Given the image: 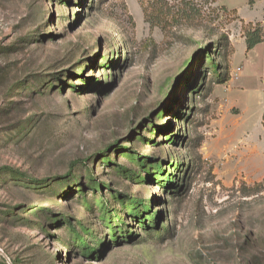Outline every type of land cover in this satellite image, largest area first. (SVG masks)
I'll return each instance as SVG.
<instances>
[{"label":"rangeland","instance_id":"1","mask_svg":"<svg viewBox=\"0 0 264 264\" xmlns=\"http://www.w3.org/2000/svg\"><path fill=\"white\" fill-rule=\"evenodd\" d=\"M184 3L229 35L227 81L197 58L217 37L167 18ZM241 20L264 0H0V264H264V177L240 171L264 43L246 60Z\"/></svg>","mask_w":264,"mask_h":264},{"label":"trees","instance_id":"2","mask_svg":"<svg viewBox=\"0 0 264 264\" xmlns=\"http://www.w3.org/2000/svg\"><path fill=\"white\" fill-rule=\"evenodd\" d=\"M220 1H222V0H220ZM220 10L223 12V14L225 16H235V15H237V10L236 9L229 10L226 6H220ZM144 12H145V10H144ZM176 13L177 14H175V15H169L167 17V18L170 19L169 21L172 23V25L178 26V27L181 26L183 29H195L197 31H203L204 35L206 37H209V38H212L214 36L217 37L216 38V42L213 43L215 46H213V47H210V45L207 46L205 49L201 50V52L197 56V58L202 56V55H206L207 60H209L207 69L215 77H217L218 80L221 77H223V79L221 81L222 82L227 81L228 80V75H229V65L227 63V59H228V57L230 55H233V53H234L233 48L231 47V44H230L229 35L227 33H225V32H220L218 29H216L215 27H213L211 25H208L205 17L203 15H201L198 12V10H195L193 8V6L191 4H189V3L181 4V6L178 8ZM145 17L147 19V14H145ZM241 23H242V32L244 34L243 36H244L245 43H246V53H249L257 45H259V44L264 42V25L261 22H257V23L248 22V23H246L243 20H241ZM175 37H176V39H178L180 41H183V42L188 41V39H189L188 37H186L184 35H179V34L175 35ZM213 48H215V50H213V52L217 51L220 54H221V52L223 53V58L225 60V67H224L223 73L220 72L221 65L218 62H214L211 59L212 49ZM194 88H192V89H194ZM263 119H264V116H263ZM139 162H140V165L142 167H144L146 165V163L142 162L141 160ZM74 166H75V164H72L70 171H72ZM160 172L162 173L161 169H160ZM5 173H9V174H12V175L15 174L14 176H16L18 172L14 171V170H12L10 168H7V167L0 168V177H1L2 174H5ZM29 181L31 183L35 184L36 186L47 185L46 184L47 180H42V181L29 180ZM94 181H95V179H92V183L93 184H95ZM50 186H44V187L45 188L46 187L50 188ZM173 188L174 187L169 184V185L166 186V191H167V193L172 195V197H175L178 192L174 191ZM44 191H46V193H50L49 190L48 191L44 190ZM95 191H96V189L92 190V192H95ZM79 194H81L80 196L83 198V196H82L83 193L80 192ZM101 204H102L101 211H104V210L106 211L105 203L103 202ZM134 205H135L134 209H136V215L138 213L137 211H139L140 208L141 209L144 208V209L148 210V208H146L145 205H142L138 209H137L136 203ZM108 213L111 214V211H109ZM156 227H155L156 230L154 232L155 235L156 236H161V230H157ZM73 233L77 234L75 231H73ZM76 242H78L77 244L82 245V247L85 248V249L90 248V246H91L86 241V239L84 237H80L78 234H77ZM4 264H6V263H4ZM13 264H15V263H13Z\"/></svg>","mask_w":264,"mask_h":264},{"label":"crops","instance_id":"3","mask_svg":"<svg viewBox=\"0 0 264 264\" xmlns=\"http://www.w3.org/2000/svg\"><path fill=\"white\" fill-rule=\"evenodd\" d=\"M234 9V8H233ZM244 41V40H243ZM264 43V42H263ZM263 43L257 45L252 51H250L247 55L246 60H251V56L254 53V51ZM235 58V55H234ZM243 72V71H242ZM260 84H264V74L260 77L259 80ZM260 87V85H259ZM264 88V86H263ZM261 96V95H259ZM261 98H264V92L263 96ZM231 105H236L242 109V117L240 120V123L237 125H233L232 128H229L228 130L224 129L222 131V138L217 140V149H218V155L225 157L227 156V148L229 147L228 144L233 143L236 141V138L239 136L240 132L244 130L245 125H247V119L244 117V108L245 106V99H243L240 96V102L239 101H233L231 102ZM258 121L261 126V133H262V143H263V149H264V123H263V117L261 118L262 114L264 115V104L260 107L257 108L256 111ZM226 135V136H224ZM260 137V136H259ZM245 142V138H244ZM256 147L254 148V151H250L248 155H243L241 158L242 161V166L240 168V171L244 172L245 174H250L251 176H256V179H260L264 177V152H258L255 151ZM257 153V154H255Z\"/></svg>","mask_w":264,"mask_h":264},{"label":"built area","instance_id":"4","mask_svg":"<svg viewBox=\"0 0 264 264\" xmlns=\"http://www.w3.org/2000/svg\"><path fill=\"white\" fill-rule=\"evenodd\" d=\"M238 71H240V69H238Z\"/></svg>","mask_w":264,"mask_h":264}]
</instances>
